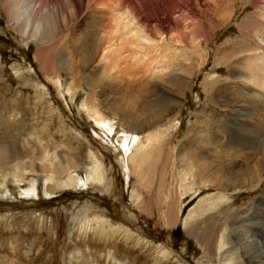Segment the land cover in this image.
Listing matches in <instances>:
<instances>
[{
	"label": "rangeland",
	"instance_id": "1",
	"mask_svg": "<svg viewBox=\"0 0 264 264\" xmlns=\"http://www.w3.org/2000/svg\"><path fill=\"white\" fill-rule=\"evenodd\" d=\"M72 1L66 11L75 18L69 29L57 30L58 34L39 45L13 27L0 0V141L17 151L7 160L15 156V160L37 163L44 144L49 154L56 150L59 158L78 164L74 175L80 179L86 177L92 159H97L103 164L104 185L56 188L50 182L53 190L45 196L41 193L44 182L39 178L35 182L37 196L24 197L17 193L36 176L29 172L23 182L6 181H11L8 190L15 195H7L6 188H0V264H222L223 250L218 251L217 245L223 237L227 241L224 250L231 253L236 248L237 255L243 253L247 258L241 256L245 263L252 262L254 258L246 254L240 241L251 235L255 243L256 237L264 235V205L260 213L257 211L261 204H257L258 199L264 198V177L258 186L242 189L203 187L195 182L186 184L180 193L179 184L184 177L190 179L180 173L185 167L183 155L191 149L205 152L213 146L215 133L232 143H237L239 136L253 139L262 135L250 125L249 104L238 100H252L254 86L235 76L234 68L256 52V43L264 46V37L255 36L254 27L264 0H128V7L119 5L122 0H98L96 7L103 11L98 14L102 20L99 26H87L86 21L94 15L88 0ZM19 5L21 11L23 5ZM90 32L100 37V44L94 42L96 35L90 37L99 47L94 61L88 64L92 72L98 70L91 74L94 79L113 75V67L123 70V66L135 65L138 67L132 70V79L127 77V83L139 87L141 80L154 82L157 66L172 59L169 64L178 63L182 71L177 69L175 76L165 71L166 85L179 77L189 81L185 88L172 87L177 104L159 122L166 131L165 143H160L158 159L155 154L143 167L141 179L130 173L125 177L117 144L94 135L93 121L80 106L87 95L91 97L88 101L99 102L103 112L104 104L118 105L123 86L120 79L113 81L119 90L116 94L105 92L100 85L81 82L86 68L79 66V58L76 73L69 70L70 64L60 61L65 52L72 61L69 48L82 46L78 39ZM90 38L84 42L90 43ZM116 44L124 45L123 61L116 65L108 62L98 69L106 62L102 57L108 46ZM120 74L125 75L117 72ZM157 82L163 83L161 79ZM241 92L246 96L241 97ZM161 95L166 96L164 89ZM227 96L245 106L229 110L222 102ZM127 110L123 109L129 116ZM116 114L104 113L108 119L119 117ZM216 147L219 152L220 146ZM33 168L42 174L39 164ZM10 174L0 167V180L10 179ZM65 174H56V180ZM208 197L212 203L215 200L213 209ZM200 203L202 212L198 213L194 208ZM243 210L246 223L239 225L232 218L235 215L239 220ZM194 211L198 214H189ZM98 218L103 221L101 225ZM243 225L249 232L246 235H242Z\"/></svg>",
	"mask_w": 264,
	"mask_h": 264
},
{
	"label": "bare ground",
	"instance_id": "2",
	"mask_svg": "<svg viewBox=\"0 0 264 264\" xmlns=\"http://www.w3.org/2000/svg\"><path fill=\"white\" fill-rule=\"evenodd\" d=\"M72 2H73L72 0L71 1L70 0H62V1L61 0H1V7L3 11L5 12V14H7V18L12 19L11 22L13 23V27L16 30H18L22 34H25L26 37H29L32 40L38 41L39 45H44L47 42V40H50V38H52L57 33V30L60 31L61 29H65V30L69 29L70 23H72V21L75 18H73L72 15L68 16L66 11L68 9L70 10L69 6L70 4H72ZM95 2H98V0H92L91 2L90 0H88V4H90V6L93 7L94 15H92L90 20L86 21L88 22L87 26L89 25L92 26L93 24L99 26L101 24V21H102L100 20L101 16L98 14L103 13V11H101L99 7H96L97 5L95 4ZM127 2L129 1L122 0L119 5L125 4V6L128 7V5H126ZM19 4L23 5L21 7V11H20ZM257 11L258 12L255 15V19H254L255 26L253 25L254 27H256L255 36L264 37V4ZM95 12L96 13L98 12V13L96 14ZM41 16H42V19H41ZM116 23L118 24L117 21ZM39 28H41V31L39 30ZM43 29H46V30H43ZM85 30L87 31V29ZM95 35L96 34H94V36ZM94 36H93V33L91 32L89 34H81V37L80 39H78V41L82 43V46H80L79 48H75V47L69 48L71 45H68V48L70 49L72 61H69V59H67L64 56V54L66 53L65 52V53H62V55H60V61L64 62L62 64H65L66 66L70 64V66H67V67L70 68L69 69L70 71L72 72L74 71V73H76L77 62L75 61L77 58H79L80 60L78 61V63L80 62L79 66L83 69L86 68L87 70L88 64L94 61L96 54H98L99 52V47L95 46L92 43L91 38H93ZM89 38L91 39L90 43L84 42L85 40ZM146 40L151 41L153 39L147 38ZM192 41H193V38H192ZM94 42L97 44H100V37L97 36L96 38H94ZM112 46L114 47L112 48ZM155 46H157V44ZM122 47H124L123 44H120V45L116 44V46L109 45L107 48V51H105L102 57L103 60H105L106 62L102 66L97 67V68L98 69L104 68V66L108 62H109L108 65L112 63L115 65L117 63L120 64L123 61L122 56H124V54L122 55V52H121ZM255 51L256 52L254 54H249L248 56L243 58V61L241 60V62H239V65L234 68V69L237 68L234 74L235 76L237 75L238 77H240L242 81H244L245 83L254 86V95H253L252 100L250 99L251 101L250 100L248 101L247 99L245 100V98L244 100L243 98H238V97L237 98L239 102L246 101L247 104H249V108L251 110L250 118H252L250 125L253 124L252 128H254L255 130V127H256V130L258 132L257 134L262 133V135L256 136L253 139H251L250 136H245V135L239 136V141L237 143H235L236 141L232 143L230 141H226L223 138V135L220 136L219 134L215 133V135L211 137V142L213 146L208 148L205 152L203 150H197V149L192 150L191 149L190 151L187 150L186 151L187 153H185V155L181 153L184 157L185 156L186 157L184 158V164H185L184 170L182 172L180 171V173H182V175L184 174V176L190 177V179L187 180V178L182 177L183 180H181L179 184V188L181 189V190L179 189L180 193H182V190L185 188L186 184H187L186 185L187 187L189 185H192L193 183L195 184V182L196 183L201 182L203 184V187H210V188L215 187L217 189L225 188V187H228L229 189L230 188L231 189L254 188L258 186V184L264 177V46L256 43ZM203 58L204 57H202V59ZM127 60L129 59L127 58ZM171 61L172 59L171 60L168 59L166 62H164V64H161V66H157L158 68L155 69L154 72L158 74L154 82L152 80L150 83V81L146 80V83H144L140 79L141 81L139 82L140 84L139 87L138 86L132 87L134 84H132L131 86L130 83L129 84L127 83V80L128 81L130 80V79H127V77L129 78L133 77L134 73H132V70L137 69L138 67L135 65H130L128 67L123 66L124 68L123 70H121L120 68H119L120 70L118 69L116 70V68L113 67L114 76L113 75L111 76L103 75V77H100L99 79H94L91 75V74L96 75L98 73L97 69L93 70V72L89 68L87 71L86 70L84 71L85 76L82 77L81 82L83 83L88 82L92 85H95V84L100 85L102 86L105 92L106 91L107 92L109 91L111 93L115 92L116 94L119 91L117 86L113 82L114 79L117 80V78H119L120 83L123 85L121 89L122 91L119 93V96L116 100L118 102L117 103L118 105L113 106L111 104H107L106 106V104H104L105 106L103 108L104 112L102 111V107L100 106L99 102L95 100L92 102L88 101L91 98L89 97V95H87V97L83 99V101H81L80 106L81 107L84 106L85 110H87L88 112L89 117H91L93 121L92 123H90V126L92 129H95L94 135L101 138L107 143L111 140V142L113 141V143L117 144L119 154H120L121 166L123 168V172L126 178H127L128 173H130V175H132L135 179H141L142 174L140 175V172L144 166L149 165L150 160L151 161L154 160V158L153 160L151 159L152 156L156 154L157 155L156 158L158 159V155L160 154L158 151L160 147V143L162 142L165 143L164 141L165 139H163V131L165 130L163 129V126H161L159 122L161 120L163 121V119L166 118L167 115H169V112L172 111V109L175 108L174 106L177 104L176 97L173 94L172 87H176L177 89L183 88V87L185 88L189 82L187 81L188 79L185 81L178 76L180 79L178 78L177 80L170 81L166 85L165 83L166 72L165 71L170 70V72L168 73H170V75H173V76L177 75V72H176L177 69L179 68L181 69L180 73L182 71V68H181L182 66L179 67L178 63L169 64ZM72 63H74V66ZM134 63L135 62H133V64ZM119 64L117 66H119ZM191 64L193 63L191 62ZM140 69H141V66H140ZM119 71L124 72L125 75L120 74V76H118L117 72ZM141 71H143V69ZM126 72H129V73L126 75ZM157 79H161L163 83H158ZM167 81H169V79H167ZM159 88L160 90H158ZM163 89L165 91L166 96L161 95V91H163ZM100 92H103V91H100ZM151 96H153V98H150ZM242 96L245 97L246 95L243 92H241V97ZM238 100H234L230 96H227L226 98L222 100V102L225 106L229 105L228 107L229 110L233 111L237 109H242L245 106L243 104H239ZM102 101L104 100L102 99ZM123 109L125 110L128 109L127 111L129 112V116L126 115V112H124ZM133 109H137L138 110L137 113H135ZM244 109H246V107ZM106 111L108 112V114L111 113L112 115H115L116 113L114 111H117V114L119 115V117L115 116L114 119H108L104 115ZM78 113H79V109H78ZM122 116L124 117L126 116V119ZM118 126L121 128L120 130ZM216 129H219L221 131L220 126H217ZM220 134H223V133H220ZM43 146L44 144L42 145V148H41L42 151H41L40 163H37L33 160H29V161L15 160L14 159L15 156L12 157L11 158L12 160L9 161L7 159L10 158V154L12 152H17V151L14 149L13 146L9 145L8 143H3L0 141V167L3 166L6 170L11 171L10 179L3 177L0 180V188H6L5 192L7 195H10V194L15 195L13 192H10L8 190V187H9L8 184H10L11 181L12 183L13 182L19 183V182L25 181V179L27 178V173L29 172L32 173L36 177L35 178L31 177L29 179L28 184H27L28 187L26 188L18 187L20 188V191L17 194L23 195L24 197H28V196L36 197L37 196L39 192L37 191L35 182H37L39 178L43 179L44 184L41 189V193L45 196H48L47 194L52 192L53 190L52 185L55 186L56 188H62V187H68V186L74 187L77 185L81 186V185H87V184L96 185L97 183L103 184V180L105 178L103 174L104 173L103 164L101 161L97 159H92L93 164L90 166V168L88 167L89 169L87 170L88 172H86V177L84 179H80L79 177L74 175V173H77L76 169L78 168V164L69 163V161L66 160L67 159L66 157L59 158V155L56 150L52 151V154H49L48 151L44 149ZM216 146H220L219 152ZM22 150L23 151L25 150L24 146L22 147ZM34 164H39V168L41 169L42 174L41 173L38 174L39 172H37V170L33 168ZM25 167L27 168L24 169ZM56 167H58V169ZM61 171L63 172L65 171L66 173L64 178L56 180L55 175L56 174L58 175V173H60ZM9 180L11 181L6 182ZM50 182L52 183V185H49ZM132 195L135 196L134 191ZM219 197L216 196L214 198L216 199ZM206 200L209 201L210 198L208 197ZM211 200H210V205H211V209H213L215 206V203H214L215 200H213V203L211 202ZM221 200L223 199L221 198ZM259 203L261 204L258 205L257 211L260 213L261 207L262 205H264V198L258 199L257 204ZM201 206L202 205L200 203L194 208L196 212L198 213L202 212ZM246 208L250 209L249 207H246ZM245 210L240 211L239 213L241 214L240 216L241 220L240 218L238 220V217L235 215L232 218L236 222L238 221L239 225L246 223L245 220H243L245 217ZM198 213H195V211L194 213L189 212V214H192V215H197ZM187 218H189L188 215L185 217L183 221L184 225L186 224ZM100 221H101L100 223L101 225L103 221L99 219V222ZM187 224H191V221H188ZM224 224L226 225V223ZM241 228L244 230V233L243 234L241 233L242 235H246L249 233L247 231V228H244V225L241 226ZM225 230L226 228H224V231ZM250 236L242 238L240 242H242V249L243 250L247 249V251H245L246 254L251 255V257L254 258L252 262L248 261L247 263H245V260L241 258V256H244L243 253L241 254L238 253L237 255L238 251L236 252V248H233L235 250H233L231 253L229 249L224 250L227 241H225L223 237V238H220L218 245H217L218 251L223 250L222 261L220 263L222 264H264V235L262 237H256L255 243L250 239L251 238ZM238 248L241 249L239 245H238ZM244 258L246 257L244 256Z\"/></svg>",
	"mask_w": 264,
	"mask_h": 264
}]
</instances>
